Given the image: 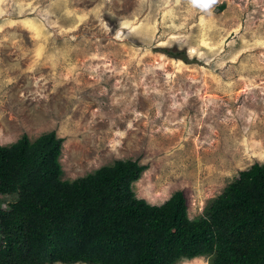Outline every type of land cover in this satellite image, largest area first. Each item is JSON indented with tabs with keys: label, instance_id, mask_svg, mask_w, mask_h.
<instances>
[{
	"label": "rangeland",
	"instance_id": "rangeland-1",
	"mask_svg": "<svg viewBox=\"0 0 264 264\" xmlns=\"http://www.w3.org/2000/svg\"><path fill=\"white\" fill-rule=\"evenodd\" d=\"M52 130L65 179L136 159L202 215L264 162V0H0V144Z\"/></svg>",
	"mask_w": 264,
	"mask_h": 264
},
{
	"label": "trees",
	"instance_id": "trees-1",
	"mask_svg": "<svg viewBox=\"0 0 264 264\" xmlns=\"http://www.w3.org/2000/svg\"><path fill=\"white\" fill-rule=\"evenodd\" d=\"M55 130L0 144V264H264V162L240 171L202 215L183 190L161 204L134 183L148 165L116 159L65 179Z\"/></svg>",
	"mask_w": 264,
	"mask_h": 264
}]
</instances>
